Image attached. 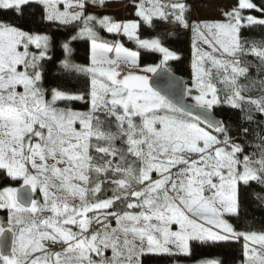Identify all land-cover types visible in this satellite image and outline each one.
Masks as SVG:
<instances>
[{"label": "snow or ice", "instance_id": "obj_1", "mask_svg": "<svg viewBox=\"0 0 264 264\" xmlns=\"http://www.w3.org/2000/svg\"><path fill=\"white\" fill-rule=\"evenodd\" d=\"M107 4L0 0V264H264V0Z\"/></svg>", "mask_w": 264, "mask_h": 264}, {"label": "rangeland", "instance_id": "obj_2", "mask_svg": "<svg viewBox=\"0 0 264 264\" xmlns=\"http://www.w3.org/2000/svg\"><path fill=\"white\" fill-rule=\"evenodd\" d=\"M193 4L192 17L193 18H217V6H227L231 3V0H190ZM128 0H108L107 7L102 9L106 14L113 15L116 19H130L132 9L131 7H126ZM211 5V7H209ZM148 32H142V36H147ZM126 39V38H125ZM191 36L190 34L181 32L178 42L172 44V47L178 48L182 54V61L174 64V69L178 72V75L187 76L189 72V62L191 54ZM77 48L79 50V56L83 60L84 54V44L78 43ZM250 210L251 215H254L259 219L262 215L260 210H256L253 206ZM254 210V211H253ZM6 213L0 211V216H5ZM209 250V255L203 256L204 250ZM238 245H231L228 247L221 248H195L194 249V259H204V258H222L224 264H233L234 257L237 255ZM193 264V263H191Z\"/></svg>", "mask_w": 264, "mask_h": 264}, {"label": "trees", "instance_id": "obj_3", "mask_svg": "<svg viewBox=\"0 0 264 264\" xmlns=\"http://www.w3.org/2000/svg\"><path fill=\"white\" fill-rule=\"evenodd\" d=\"M109 38H111V37H109ZM121 39L123 40V43L125 44L126 47L135 48V45L132 42L128 41L125 38H121ZM154 60H155V57L142 54V62L150 63V62H154ZM249 211L252 212V210H249ZM208 253H209V250L206 249V250L203 251L202 255L203 256H205V255L207 256V255H209ZM193 260H195L194 259V254H193V258H191V259L184 258L183 264H191V263H193ZM156 264H168L167 258L158 259L156 261Z\"/></svg>", "mask_w": 264, "mask_h": 264}, {"label": "water", "instance_id": "obj_4", "mask_svg": "<svg viewBox=\"0 0 264 264\" xmlns=\"http://www.w3.org/2000/svg\"><path fill=\"white\" fill-rule=\"evenodd\" d=\"M177 75H178V72H177ZM180 75V74H179Z\"/></svg>", "mask_w": 264, "mask_h": 264}]
</instances>
